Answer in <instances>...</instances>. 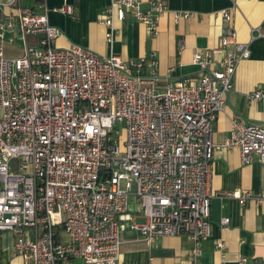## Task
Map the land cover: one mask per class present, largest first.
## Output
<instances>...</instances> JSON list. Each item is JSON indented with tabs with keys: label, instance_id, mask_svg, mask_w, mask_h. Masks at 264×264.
I'll return each mask as SVG.
<instances>
[{
	"label": "built area",
	"instance_id": "built-area-1",
	"mask_svg": "<svg viewBox=\"0 0 264 264\" xmlns=\"http://www.w3.org/2000/svg\"><path fill=\"white\" fill-rule=\"evenodd\" d=\"M1 3L11 11L0 19V232H12L14 252L27 264H117L122 215L136 196L143 221L131 228L141 239L185 234L191 264H200L212 228L213 124L249 43L229 25L219 46L193 55L197 76L162 86L154 53L124 60L76 43L61 47V31L45 12L21 0ZM56 10L75 17L72 4ZM166 11L164 0H109L99 19L110 43L116 20L132 17L154 34ZM220 13L231 20L230 11ZM16 38L22 54L8 57L4 44ZM263 95L257 89L249 98ZM230 125L222 145L238 147L243 164L254 154L264 164V122L236 114ZM14 158L18 170L10 167ZM220 194L241 205L264 200V190Z\"/></svg>",
	"mask_w": 264,
	"mask_h": 264
},
{
	"label": "crops",
	"instance_id": "crops-1",
	"mask_svg": "<svg viewBox=\"0 0 264 264\" xmlns=\"http://www.w3.org/2000/svg\"><path fill=\"white\" fill-rule=\"evenodd\" d=\"M4 1L0 0V19L11 11L1 3ZM21 1L36 12H45L49 23L60 29L58 46L76 43L100 55L115 53L124 60L154 53L162 86L178 78L197 76L199 66L192 61L193 55L219 46L221 32L229 25L235 29L237 41L249 43L250 55L238 61L233 88L213 124L212 228L210 236L202 241L199 260L200 264H264V200L256 203L248 199L241 205L237 198L220 194L234 189H247L253 194L264 190V164L259 157L254 154L250 163L243 164L238 147L222 145L230 136L231 116L238 114L249 123L264 122V95L256 100L249 98L255 90L264 89V0H164L167 11L154 34L143 23L127 17L114 22L115 36L110 43L105 36L108 28L99 19L109 0H44V7L36 0ZM64 3L76 5L74 18L56 10ZM222 10L231 12L230 21L222 18ZM182 11L193 12L194 16L176 18L175 14ZM29 39L34 41V37ZM223 217L229 218L226 228L221 225ZM142 221L138 202L131 196L128 212L121 219L117 264H191L190 240L185 234L164 235L147 242L131 228L133 222ZM217 242H223L224 247L217 248ZM13 246L12 232H0V264H27ZM71 264L84 263L74 258Z\"/></svg>",
	"mask_w": 264,
	"mask_h": 264
},
{
	"label": "rangeland",
	"instance_id": "rangeland-1",
	"mask_svg": "<svg viewBox=\"0 0 264 264\" xmlns=\"http://www.w3.org/2000/svg\"><path fill=\"white\" fill-rule=\"evenodd\" d=\"M22 39L16 38L15 41L12 43H5L4 44V54L8 57H15V56H20L22 54ZM18 158H14L10 161V167L13 170H18L19 166V161L17 160ZM136 199V196H132Z\"/></svg>",
	"mask_w": 264,
	"mask_h": 264
},
{
	"label": "trees",
	"instance_id": "trees-1",
	"mask_svg": "<svg viewBox=\"0 0 264 264\" xmlns=\"http://www.w3.org/2000/svg\"><path fill=\"white\" fill-rule=\"evenodd\" d=\"M74 5V4H73ZM76 5H74L73 7L75 8Z\"/></svg>",
	"mask_w": 264,
	"mask_h": 264
}]
</instances>
